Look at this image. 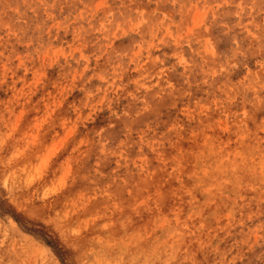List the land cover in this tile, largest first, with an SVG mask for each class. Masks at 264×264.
I'll list each match as a JSON object with an SVG mask.
<instances>
[{
    "label": "rangeland",
    "instance_id": "rangeland-1",
    "mask_svg": "<svg viewBox=\"0 0 264 264\" xmlns=\"http://www.w3.org/2000/svg\"><path fill=\"white\" fill-rule=\"evenodd\" d=\"M0 264H264V0H0Z\"/></svg>",
    "mask_w": 264,
    "mask_h": 264
},
{
    "label": "bare ground",
    "instance_id": "bare-ground-1",
    "mask_svg": "<svg viewBox=\"0 0 264 264\" xmlns=\"http://www.w3.org/2000/svg\"><path fill=\"white\" fill-rule=\"evenodd\" d=\"M239 3V2H238ZM192 4V3H191ZM201 17V16H200ZM205 18V17H204ZM199 19V18H198ZM74 51V50H73ZM206 53V52H205ZM3 68V67H2ZM114 80V79H113ZM61 89V88H60ZM92 95V94H91ZM59 102V101H58ZM76 126V125H75ZM239 215V214H238ZM229 261V260H228Z\"/></svg>",
    "mask_w": 264,
    "mask_h": 264
}]
</instances>
